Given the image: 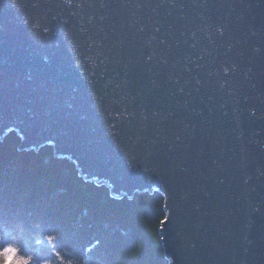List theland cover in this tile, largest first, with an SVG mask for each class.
Masks as SVG:
<instances>
[{"label":"water","instance_id":"1","mask_svg":"<svg viewBox=\"0 0 264 264\" xmlns=\"http://www.w3.org/2000/svg\"><path fill=\"white\" fill-rule=\"evenodd\" d=\"M11 130L157 189L169 264H264V0H0Z\"/></svg>","mask_w":264,"mask_h":264},{"label":"trees","instance_id":"2","mask_svg":"<svg viewBox=\"0 0 264 264\" xmlns=\"http://www.w3.org/2000/svg\"><path fill=\"white\" fill-rule=\"evenodd\" d=\"M19 143L13 130L0 137V254L14 249L26 264H169L157 189L113 196L51 145Z\"/></svg>","mask_w":264,"mask_h":264},{"label":"clouds","instance_id":"3","mask_svg":"<svg viewBox=\"0 0 264 264\" xmlns=\"http://www.w3.org/2000/svg\"><path fill=\"white\" fill-rule=\"evenodd\" d=\"M9 251L3 252L0 254V264H22V260L14 259L11 248H8Z\"/></svg>","mask_w":264,"mask_h":264},{"label":"snow or ice","instance_id":"4","mask_svg":"<svg viewBox=\"0 0 264 264\" xmlns=\"http://www.w3.org/2000/svg\"><path fill=\"white\" fill-rule=\"evenodd\" d=\"M10 250L12 251V253H14V251H15L14 249H10ZM4 251L7 252V251H9V249H5ZM22 264H26V262L22 261Z\"/></svg>","mask_w":264,"mask_h":264},{"label":"bare ground","instance_id":"5","mask_svg":"<svg viewBox=\"0 0 264 264\" xmlns=\"http://www.w3.org/2000/svg\"><path fill=\"white\" fill-rule=\"evenodd\" d=\"M16 134H17V132H16ZM18 135V134H17ZM19 136V135H18ZM21 139V138H20ZM49 145V144H48ZM74 162V161H73ZM75 163V162H74ZM110 192H111V190H110ZM126 196V195H125ZM128 197V196H127Z\"/></svg>","mask_w":264,"mask_h":264},{"label":"rangeland","instance_id":"6","mask_svg":"<svg viewBox=\"0 0 264 264\" xmlns=\"http://www.w3.org/2000/svg\"><path fill=\"white\" fill-rule=\"evenodd\" d=\"M20 144V143H19ZM45 145V144H44ZM18 148H19V146H18ZM20 149V148H19ZM30 149V148H29ZM35 149V148H34ZM53 152H54V150H53ZM55 154V153H54Z\"/></svg>","mask_w":264,"mask_h":264}]
</instances>
